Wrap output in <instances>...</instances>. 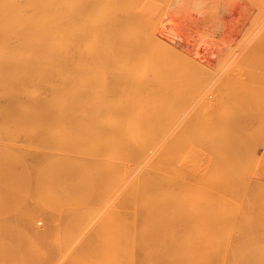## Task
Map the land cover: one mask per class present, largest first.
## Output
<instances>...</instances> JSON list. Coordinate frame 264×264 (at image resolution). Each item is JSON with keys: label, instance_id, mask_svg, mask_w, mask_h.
I'll return each mask as SVG.
<instances>
[{"label": "bare ground", "instance_id": "bare-ground-1", "mask_svg": "<svg viewBox=\"0 0 264 264\" xmlns=\"http://www.w3.org/2000/svg\"><path fill=\"white\" fill-rule=\"evenodd\" d=\"M149 2L150 0H0V95L5 96L8 101L7 107L3 108L2 112L6 116L9 114V117L11 115V118L16 120L45 119L40 127L45 132L57 134L60 137L58 148L61 151L45 159L44 162L49 161L57 165L56 167L60 168L59 176L62 179L99 181L105 178L120 181L123 184L120 186L121 193L128 195L170 194L173 192L172 188L157 183L197 178L241 183L243 187L234 188L235 192H256L254 188L244 186V184L255 180V182H262L257 179L261 176L254 177L256 171L252 167V152L258 141L254 137L259 134L264 135V130L261 128L264 124L262 117L264 115H261L258 122L259 124L261 122L260 128L256 127L258 125L256 123L257 125L253 126L256 127L253 128L254 131L248 129L246 131V125H244L246 123H243L245 131L238 125L241 114H234L237 116H233L235 119L232 118V114L234 105L238 103L237 96L239 95L236 96V89L241 86L236 87V83L240 77L234 74L232 77L238 78L230 79L235 72L233 70L238 69L236 74L239 75V66L242 68L243 65L251 64V60L248 63L247 60L251 58L249 53L253 45L250 44L253 43L248 42L250 44L246 45V49H242V54L239 53L240 58H245V60L241 58L242 64H236L238 68L237 66L233 70L231 68L230 73L229 69L232 65L229 64L228 76L224 75L227 76L224 80L221 78L223 83L220 84L218 81L220 86L225 84V87H219L218 90L222 88V91L216 98L213 95L214 100H217L213 101L217 104L222 101L225 108L220 109L221 113L219 109L212 111L208 103L213 99L208 98L209 86L207 96L205 94L202 97L203 91H206L203 76L208 75L207 72H211L209 69L212 68H205L207 62L205 63L202 58L204 63H199L201 61L199 59L197 62L199 64H197L196 56L195 63H192L194 66L198 65L197 69L192 70L196 66L192 69L188 66L186 68L185 63L187 62L185 61L189 59L187 56H190L188 54L183 57L182 53L187 50L186 47H183L184 52L180 50L183 58L178 57L187 58L184 62L181 60V63L177 57L170 59L172 54L173 56L180 55L176 54L179 53L177 49L179 47L165 40L164 33L161 31L164 26H160L161 21H158L155 9L157 3ZM216 6L218 8V3ZM231 39L234 40L232 37ZM245 50L247 51L243 53ZM237 53L233 52V58ZM244 54L247 58L243 56ZM232 56L229 57L232 58ZM173 59H177L180 62H178L179 65L182 64L181 67ZM190 59L193 60V56ZM236 60L240 61L239 57ZM235 61L233 62L239 63ZM233 62L231 64H234ZM190 64L191 61L188 65L191 66ZM251 67L252 65L249 66ZM205 69L208 70L206 73L202 71ZM227 69L223 74L227 73ZM243 70L246 79L251 77L248 75L249 72L246 74L245 69ZM201 71L204 75L200 73ZM248 71L253 73L251 69ZM212 74L215 76L214 72ZM254 76L252 74V77ZM245 78L242 76L240 79L243 81ZM218 83L216 86L213 85L218 87ZM239 83L243 82L239 80ZM246 83L249 84V86L245 85L246 87H251V85L254 87V83L258 82L254 81L252 84L246 81ZM246 87L245 90H247ZM215 89L210 90L212 91L210 93L213 94ZM245 93L244 95H248ZM20 95L25 96L27 100H21ZM244 98L248 100L246 96ZM251 98L249 99L253 102L256 100H253L254 96ZM201 99H205V101L202 100V103H205H203V108L200 106L202 103L199 104L200 107L196 103ZM242 100L246 101V104L241 103L237 107L249 105L247 100ZM194 102L195 106L192 105ZM207 104L211 110L206 109L209 113L204 114L206 119H209L206 115L212 114L211 121L204 119L203 116L198 117V111L197 114L195 111V115L194 110L191 109L192 106L204 109ZM245 107L242 110L249 109V106ZM251 107L250 104V109ZM214 110L215 112L218 110L219 114L210 112ZM240 111L235 110L234 113ZM244 112H241L242 118L247 119L249 116L246 114L249 111L246 114ZM189 113L193 117L195 115L197 121L192 116L190 117ZM252 115L250 117L257 120L256 115L259 114ZM191 118L196 124L198 122L197 125L201 129H203V124L202 121L201 123L200 120L198 121L199 118L203 119V122L204 120L211 122L212 125L215 123L216 126H209V128L208 125L211 123L207 122V125L205 122L207 129L196 130L191 134L195 130L191 127L197 126L195 122H190ZM212 118L220 123L216 120L212 121ZM231 118L234 119L232 122L238 120L236 126L233 125L236 123L230 121ZM178 119L182 120L176 124ZM249 122L251 124V121ZM204 125L203 127H206ZM232 125L237 127L238 133ZM222 126L225 130H221ZM213 127H216L218 131ZM178 128H180L179 131ZM238 128L243 131L240 132ZM189 130L192 132L189 133ZM258 130L260 131L256 134L255 131ZM110 133L114 134L113 138L110 137ZM84 143L105 146L108 149L101 156H91L85 160L62 152L69 144L75 145L81 152ZM195 143L197 146H193ZM200 144L204 145L200 146ZM236 144L240 145L236 146ZM244 144L245 147H243ZM198 150L207 152L209 163L206 172L203 169L197 171L199 168H197ZM190 160L194 162V170L186 165ZM262 179L264 180V176Z\"/></svg>", "mask_w": 264, "mask_h": 264}, {"label": "rangeland", "instance_id": "rangeland-1", "mask_svg": "<svg viewBox=\"0 0 264 264\" xmlns=\"http://www.w3.org/2000/svg\"><path fill=\"white\" fill-rule=\"evenodd\" d=\"M157 1L160 3L155 0H150L149 3H157L155 9L158 21H161L160 26H164L161 31L164 33L165 40L179 47L177 48L179 53L176 54H180V50L184 52L187 49L184 53L181 51L184 54L183 57L189 54L190 56L187 57L190 59L193 56V60L190 59L191 66L188 65L190 63L189 59L185 61L187 58H178L182 57V54L179 56H173L172 54L170 59L171 57H177L180 59L179 61L189 62L188 64L185 63L186 65L183 63V65L186 68L188 66L189 69L196 66L192 69L195 71L197 64L202 62V58L209 65L205 64V68L209 69L210 67L213 70H209L215 73L214 76L213 72L211 73L207 69L202 70L205 73L208 71L207 78H205L206 75L202 71L200 72L203 73L204 84H206V91H203L202 97L206 94L208 86L210 90L216 88L213 94L210 93L212 92L210 90L207 93L209 99L213 98V95H215V98L219 96L222 91V88L220 91L218 90L219 87L225 85L220 86L219 83H223L224 78L228 76L229 66L232 65L229 73L231 68L232 70L236 66L238 68L236 64L241 65L242 59L245 60V58H240L239 53L242 54V49H246V45L253 43L250 44L253 45L249 53L251 56L248 55L251 58L247 60V63L251 60L250 65L252 67L249 68L250 65L247 64L248 66L243 65L242 68L245 69L246 74L249 72L248 75H251V77L252 74L253 76L256 75L252 77L254 79L250 76V79H246L243 74L244 70L240 66L239 75L236 74L238 69H235L233 70L235 72L230 76L231 78H228L236 80L238 77H232L234 74L240 78L242 76L245 78L243 81L239 78L243 83H239V80L236 81V87H241L236 89V96L237 94L239 96H237L238 103L234 107L236 108L241 103L245 105L246 101L242 99L247 100L244 96L248 98L250 93H253V95L250 94L249 98L254 96L253 100H256L253 102L252 98H248L249 107H246L250 109V104L252 107L255 105L250 110L245 106L236 109L233 107L232 118L237 117L234 114H241L240 119L236 118L241 123L238 124V120L232 122L235 118H231L230 121L236 123L233 124L234 126L238 124L242 128L244 127L243 123H246L244 125L247 126L251 121L249 128L245 126V130L260 128L261 122L260 124L258 122L261 115H264V81L262 80L264 79V0H203V2L202 0H176L178 2L173 0L174 3L172 0H167V2L166 0ZM259 34L261 35L259 36ZM240 39L241 42L243 40L244 42L241 43ZM241 46L242 48H240ZM183 47L186 48L183 49ZM235 51L238 53L235 55L236 58H233V52ZM229 56H232V58ZM237 57L240 61L236 60ZM245 57L247 58V56ZM199 59L201 61L197 63ZM234 59L239 63H234ZM195 60L197 64L194 66ZM179 61L176 59L174 62L177 64ZM232 62L235 64L234 67V64H231ZM179 63L178 66L182 65H179ZM224 64L227 66L224 67ZM222 69H224L223 72H220ZM225 69H227V73L223 74ZM250 69L253 73L248 71ZM222 74L223 76H221ZM218 77L220 78L218 79ZM246 81L248 83L250 81L252 84L256 81L259 84L254 83V87L251 84V87H246ZM214 82L218 83V87H215L216 83ZM261 85L262 88H260ZM211 86L214 87L211 89ZM245 87L247 90H245ZM243 92L248 95H244ZM261 93L262 95H260ZM241 95L243 97H240ZM255 95L259 98H256ZM20 99L27 100L22 95H20ZM202 100L205 101V99H201L196 102L198 107L203 108L204 102L202 103ZM211 100L208 103H210L212 111L213 109H219L221 113L225 108V105L221 103L222 101L217 104V102H214L217 100H214V98ZM199 104L201 105L199 106ZM7 105V98L5 99V96L0 95V264H264L263 134V137L261 134L253 136L258 141H256L255 146L253 145L254 151L252 152V167L256 171L254 177L256 178V175L261 176L257 179L262 182H255V180L244 184V186H251L256 192H235L236 189L234 188L243 187L241 183L197 178L157 183L172 188L173 192L170 194L128 195L121 193L120 186L123 184L120 181L105 178L99 181L60 178V168H57V165L52 162H44L45 159L53 157L61 151L58 148L60 137L57 134H49L40 127L45 119L28 120L26 118L27 120H16L12 119L11 115L9 117V114L6 116L2 110ZM192 105L195 106V102ZM209 105L207 104L208 107L206 106L204 109L197 106H192L191 109L194 110V114L195 111L196 114L197 111L199 114L201 113L200 115L197 114L198 117L203 116L206 119L205 114L209 113L206 109H210ZM243 107L246 109L242 110ZM235 110L242 111L234 113ZM212 111L210 112L213 114L218 112V110L217 112ZM244 111H249V115ZM251 111L252 113H250ZM241 112L249 117L247 119L242 118L243 114ZM253 112L255 113L253 114ZM257 113L259 114L256 115L257 120L250 117L252 114V116H255ZM195 115L193 117L191 114L190 117L192 116L197 121ZM211 115H206L209 116L207 118L210 121ZM262 117L264 119V116ZM193 118L190 122H195L192 120ZM200 118L198 121L200 120V123L202 121L204 125L206 121L203 122V119ZM241 118L247 120V122H243L245 120L242 121ZM214 120L216 119L212 118V121ZM180 121L179 119L176 120V124ZM217 122L220 123V121ZM203 125L202 128L207 129L208 123L206 127H203ZM213 125L211 123L208 127ZM233 125L232 127H234ZM191 128L195 129L193 132L191 131L192 133L189 130L191 134L196 130H203L199 125H193ZM213 128L216 129V127ZM223 128L224 126L221 130ZM236 128L234 127L235 130ZM261 128L264 130V124ZM216 130L218 131V129ZM241 130L239 129L240 132ZM236 131L238 133V130ZM259 131H255L256 134ZM245 133L247 134V132ZM110 137L113 138L114 134H111ZM192 142L194 143V141ZM245 142L247 143V141ZM193 146H197V143ZM82 147L83 150L80 152L75 145L69 144L62 152L85 160L91 156H101L108 149L105 146L89 143H84ZM243 147H245V144ZM198 158L197 168H199L197 171L203 169L206 172L209 163L207 152L198 150ZM186 165L190 169L194 170L195 168L192 160Z\"/></svg>", "mask_w": 264, "mask_h": 264}]
</instances>
